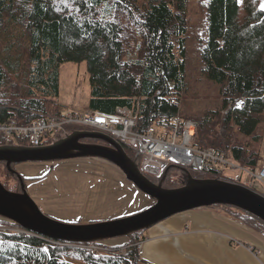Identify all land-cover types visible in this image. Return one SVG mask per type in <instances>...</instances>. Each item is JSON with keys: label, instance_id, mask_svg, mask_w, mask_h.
<instances>
[{"label": "trees", "instance_id": "obj_1", "mask_svg": "<svg viewBox=\"0 0 264 264\" xmlns=\"http://www.w3.org/2000/svg\"><path fill=\"white\" fill-rule=\"evenodd\" d=\"M188 5L189 0H0V123L13 118L25 125L40 114H62L54 103L59 68L84 62L87 110L114 114L138 104L141 124L179 115L197 123L194 146L255 172L262 166L259 152L238 136L256 140L263 121L264 9L258 0L201 1L206 22V36L198 44L201 73L219 87L224 113L184 117L179 102L186 89ZM124 151L140 166V158ZM144 175L164 189L202 179L236 183L217 167L201 173L167 166L157 177ZM248 180L250 189L264 196L254 178ZM208 207L264 236L258 215L231 204L202 208ZM145 228L125 234L127 244L140 240ZM91 242L55 245L27 232L0 230V264H138V252L130 246L125 256L113 253L117 247L99 255L76 247Z\"/></svg>", "mask_w": 264, "mask_h": 264}, {"label": "rangeland", "instance_id": "obj_2", "mask_svg": "<svg viewBox=\"0 0 264 264\" xmlns=\"http://www.w3.org/2000/svg\"><path fill=\"white\" fill-rule=\"evenodd\" d=\"M201 1L189 0L188 5V29L185 49L186 89L179 102V112L184 117L203 115L206 112L215 110L223 111L220 104L219 87L208 82L201 73L198 44L206 36V22L201 8ZM258 1L259 6L264 9V0ZM89 99L90 85L86 64L84 62L80 64L70 62L62 64L59 68L58 95L54 99L56 106L65 113L82 112L88 109ZM47 115L51 116L52 114ZM79 129L83 128L76 127L73 131H82ZM161 131L164 132V128H161L159 132ZM255 134L258 135L256 140L249 137L244 138L241 135L238 138L243 143L249 142L252 148L258 150V164L263 166L264 112L263 121L257 126ZM63 135V133L56 134L48 145L58 142L63 138ZM11 143L17 147H26L25 145H19L17 140H1V144L10 145ZM79 143L90 146H107L106 142L95 138L81 139ZM110 148L116 151L113 147ZM234 164L237 165V163ZM137 165L139 164L137 163ZM238 167L240 166L238 165ZM219 170L221 176L223 175L228 179L238 176H241L243 181L249 179L247 173L238 168L231 169L219 166ZM0 183L9 192L26 193L44 215L68 225H75V223L77 225H89V223L95 222L105 223L129 217L151 207L155 203L152 197L130 184L119 168H116L108 160L99 157L86 156L12 162L9 165L6 162H0ZM255 185L257 189L261 190L259 182L256 181ZM17 190L18 192H16ZM204 209L220 213L215 208L209 207L197 211H203ZM3 219L0 217L1 231L25 232L22 228L19 229ZM31 235L45 239L40 235ZM100 240L92 241L90 245L100 246L99 244H102L103 247L100 248L104 249L105 246L114 247L109 243L125 240L126 245L135 248L133 247L135 243L127 244L128 238L126 235ZM135 250L137 249L135 248ZM137 252L139 255V250ZM137 262H139V258Z\"/></svg>", "mask_w": 264, "mask_h": 264}, {"label": "water", "instance_id": "obj_3", "mask_svg": "<svg viewBox=\"0 0 264 264\" xmlns=\"http://www.w3.org/2000/svg\"><path fill=\"white\" fill-rule=\"evenodd\" d=\"M95 138L106 146L79 143L81 139ZM99 157L114 163L140 191L155 204L129 217L89 225L62 224L44 215L26 193H12L0 183V217L19 224L30 234L53 240L88 242L117 238L128 232L158 223L174 214L214 204H231L246 209L264 219V196L233 182L220 179L191 180L187 187L165 190L152 184L130 162L124 148L114 139L100 133L75 131L48 147L0 148V162L44 161L66 158ZM15 206L23 210H15Z\"/></svg>", "mask_w": 264, "mask_h": 264}, {"label": "built area", "instance_id": "obj_4", "mask_svg": "<svg viewBox=\"0 0 264 264\" xmlns=\"http://www.w3.org/2000/svg\"><path fill=\"white\" fill-rule=\"evenodd\" d=\"M139 106L132 108H117L114 114H103L85 110L58 115L40 114L29 124H20L13 118L0 123V148H42L48 147L50 140L56 135L63 133V138L72 134V129L79 127L91 133H100L118 142L123 148L129 149L136 158H140V166L137 169L143 174L157 177L167 167L174 166L180 170L189 169L208 173L213 167L225 166L231 169L238 168L254 178L264 187V167L261 166L255 172L244 170L233 161L224 157L221 153L209 148H198L193 145L197 123L183 120L176 115L169 121L150 119L147 124H141L138 120ZM164 128V132H159ZM80 130V129H79ZM78 131V130H77ZM86 131V132H87ZM61 138V139H63ZM1 140H17L19 145L1 144ZM53 145V144H52ZM106 147H111L107 145ZM134 163V162H133ZM135 165V163H134ZM234 182L246 188L251 187L250 180H244L241 176L235 177ZM49 243H54L45 240ZM143 240H138L133 247L140 250ZM100 246H76L88 248L93 255L100 252L113 253L125 256L129 245L114 246L102 249ZM131 247V246H130Z\"/></svg>", "mask_w": 264, "mask_h": 264}, {"label": "crops", "instance_id": "obj_5", "mask_svg": "<svg viewBox=\"0 0 264 264\" xmlns=\"http://www.w3.org/2000/svg\"><path fill=\"white\" fill-rule=\"evenodd\" d=\"M201 208L146 227L138 264H264V236L218 212L197 211Z\"/></svg>", "mask_w": 264, "mask_h": 264}, {"label": "bare ground", "instance_id": "obj_6", "mask_svg": "<svg viewBox=\"0 0 264 264\" xmlns=\"http://www.w3.org/2000/svg\"><path fill=\"white\" fill-rule=\"evenodd\" d=\"M225 167V166H224ZM262 167H264V165L262 166ZM227 168V167H226ZM150 181V180H149ZM151 182V181H150ZM229 182V181H228ZM152 183V182H151ZM152 184H154V183H152ZM155 185V184H154ZM155 186H158V187H160L161 189H164V188H162L161 186H159V185H155ZM260 186V188H261V190H262V192L264 193V187L260 184L259 185ZM187 187V186H186ZM182 188H184V187H182ZM179 189V188H178ZM165 190H172V189H165ZM155 200V199H154ZM155 204V203H154ZM153 204V205H154ZM150 208V207H149ZM15 210H17L18 211V209L21 211V212H23V210H21L20 208H17L16 206H15V208H14ZM19 212V211H18ZM179 213H182V212H179ZM22 214H24V212L22 213ZM25 215V214H24ZM176 215V214H175ZM173 216V215H172ZM169 218V217H168ZM44 240H48V241H51V242H54V243H52V244H55V245H60L61 243V241L60 240H54L53 241V239H50V238H47V237H45V239ZM63 242H66V241H63ZM65 245V244H64ZM90 245V244H89ZM89 245H86V246H89ZM86 246H84V247H86ZM84 249H87V250H89L90 251V249H88V248H84Z\"/></svg>", "mask_w": 264, "mask_h": 264}]
</instances>
